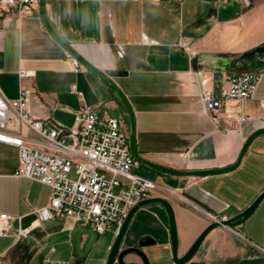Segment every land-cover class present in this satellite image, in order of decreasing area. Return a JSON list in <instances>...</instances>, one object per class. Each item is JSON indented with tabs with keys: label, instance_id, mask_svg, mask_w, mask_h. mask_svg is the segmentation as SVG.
<instances>
[{
	"label": "crops",
	"instance_id": "0c3cea01",
	"mask_svg": "<svg viewBox=\"0 0 264 264\" xmlns=\"http://www.w3.org/2000/svg\"><path fill=\"white\" fill-rule=\"evenodd\" d=\"M44 13L54 32L98 70L125 72L114 82L133 108L141 158L176 170L224 168L236 162L251 133L264 129V69L251 100L225 101L213 114L204 112L199 100L202 90L212 87L201 80L224 69L217 66L221 56L264 45V0H44ZM20 71L27 76L20 79ZM20 84L32 92L31 116L50 128L72 127L81 105L71 93L75 85L83 103L122 119L128 133L115 94L84 68L72 71L37 13L0 17V93L15 99ZM17 157L16 148L0 143V213L21 217L12 221L9 236L0 237V264H104L105 253L84 263L72 256L71 232L80 225L72 219L32 225V210L48 203L50 191L15 176ZM132 172L155 184L149 198L171 203L181 256L210 222L208 215L232 217L264 190V136L250 143L231 172L182 178L176 189L145 165L138 163ZM19 226L28 233L16 239ZM115 234L113 228L100 233L104 246ZM138 244L147 264H175L159 204L132 215L121 249ZM125 262L143 264L131 255ZM187 264H264V198L236 228L210 232Z\"/></svg>",
	"mask_w": 264,
	"mask_h": 264
},
{
	"label": "built area",
	"instance_id": "2783aa9c",
	"mask_svg": "<svg viewBox=\"0 0 264 264\" xmlns=\"http://www.w3.org/2000/svg\"><path fill=\"white\" fill-rule=\"evenodd\" d=\"M38 0H0V17L5 14L27 17L36 14ZM72 71L82 66L65 51ZM20 79L27 76L18 72ZM259 72L231 74L215 69L210 79H202L204 87L199 100L203 111L215 113L225 101L253 98L259 83ZM81 105L69 129L50 128L31 116L29 88L19 85L18 96L9 100L0 93V143L17 149L16 177L40 182L49 188L48 203L32 210L40 226L54 219L69 218L97 233L113 228L117 232L127 213L138 202L149 198L155 184L132 172L138 166L128 149V133L122 119L83 103V95L71 86ZM264 110V104L262 105ZM246 118H239L240 122ZM25 131V133H24ZM173 192V190H171ZM210 221L219 219L207 216ZM13 217L0 213V237L10 235ZM27 228L17 227L16 239L25 237Z\"/></svg>",
	"mask_w": 264,
	"mask_h": 264
},
{
	"label": "water",
	"instance_id": "95a60500",
	"mask_svg": "<svg viewBox=\"0 0 264 264\" xmlns=\"http://www.w3.org/2000/svg\"><path fill=\"white\" fill-rule=\"evenodd\" d=\"M208 3H216L220 0H202ZM37 15L42 20L45 28L48 30L50 35L56 40V42L70 54L89 74H91L100 84L105 86L107 89L112 91L118 101L120 102L123 111L128 121V149L131 157L139 164L145 165L150 169L162 174L161 180L170 189H176L178 187V180L189 177H204L212 175H220L231 172L240 163L242 155L246 151L250 143L259 136H264V129H259L251 133L242 145L236 162L228 167L214 168L206 170H176L166 166L156 164L154 162L141 158L136 150L135 140V116L133 108L120 87L114 82V78L125 75L123 71H109L102 72L98 70L93 64L87 59L80 55L74 50L68 43L60 38L56 32L49 25L45 13H44V0H38ZM217 66L220 68L227 69L231 72L244 73V72H259L264 69V45H260L250 51L244 52L238 56L228 58L221 56L220 61L217 62ZM264 198V190L247 206L244 210L238 214L217 221H210L207 226L200 232L198 237L190 245L184 254L178 256L179 242L176 231V222L174 211L171 203L161 197L147 198L138 202L131 210L127 213L120 227L118 228L113 241L109 246H104V242L100 238V234L91 229L88 226L78 225L71 232V250L72 256L77 258L81 262H85L86 259L91 257L97 259L102 254H106L104 264H136L133 262H125L127 256H136L143 264H147L146 258L141 252L142 245L138 244L131 248L121 249L124 233L128 226V223L134 214V212L144 206L150 204H159L165 211L168 220V235L171 247V257L175 264H187L189 263L196 253L199 251L203 241L207 235L216 229H233L246 221L255 211L259 203Z\"/></svg>",
	"mask_w": 264,
	"mask_h": 264
},
{
	"label": "rangeland",
	"instance_id": "374dc122",
	"mask_svg": "<svg viewBox=\"0 0 264 264\" xmlns=\"http://www.w3.org/2000/svg\"><path fill=\"white\" fill-rule=\"evenodd\" d=\"M156 182H158V180H157ZM28 263H29V262H28ZM28 263H27V264H28Z\"/></svg>",
	"mask_w": 264,
	"mask_h": 264
}]
</instances>
